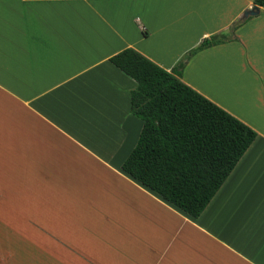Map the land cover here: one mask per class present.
Instances as JSON below:
<instances>
[{
    "label": "crops",
    "instance_id": "1",
    "mask_svg": "<svg viewBox=\"0 0 264 264\" xmlns=\"http://www.w3.org/2000/svg\"><path fill=\"white\" fill-rule=\"evenodd\" d=\"M0 0V264H264V7ZM244 22L232 32L233 25ZM146 32V33H145ZM255 129L198 218L122 170L144 121L110 57L134 47ZM1 235V234H0Z\"/></svg>",
    "mask_w": 264,
    "mask_h": 264
},
{
    "label": "trees",
    "instance_id": "2",
    "mask_svg": "<svg viewBox=\"0 0 264 264\" xmlns=\"http://www.w3.org/2000/svg\"><path fill=\"white\" fill-rule=\"evenodd\" d=\"M255 5L264 7V0H255ZM243 22L237 21L232 32ZM229 39L226 33L205 38L172 70L134 47L110 57L135 80L131 111L144 121L122 170L192 218L203 214L258 136L255 129L180 78L191 56Z\"/></svg>",
    "mask_w": 264,
    "mask_h": 264
},
{
    "label": "water",
    "instance_id": "3",
    "mask_svg": "<svg viewBox=\"0 0 264 264\" xmlns=\"http://www.w3.org/2000/svg\"><path fill=\"white\" fill-rule=\"evenodd\" d=\"M259 12H260L259 7H258V6H254L253 8H251V9H249V10H247V11L245 12V17H248V16H250V15H256V14H258Z\"/></svg>",
    "mask_w": 264,
    "mask_h": 264
},
{
    "label": "rangeland",
    "instance_id": "4",
    "mask_svg": "<svg viewBox=\"0 0 264 264\" xmlns=\"http://www.w3.org/2000/svg\"><path fill=\"white\" fill-rule=\"evenodd\" d=\"M157 197V200H160V201H162V202H165V201H163L161 198H159L158 196H156ZM166 203V202H165ZM166 204H168V203H166ZM169 205V204H168ZM169 206H171V205H169ZM172 207V206H171ZM173 209H175L174 207H172ZM176 210V209H175ZM3 233H4V230H3ZM2 227L0 226V243H2V241L4 240V238H2Z\"/></svg>",
    "mask_w": 264,
    "mask_h": 264
}]
</instances>
